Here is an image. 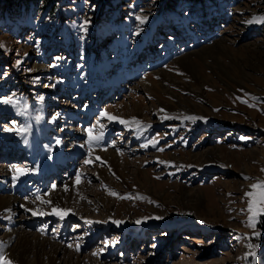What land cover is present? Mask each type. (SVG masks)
<instances>
[{
	"label": "rangeland",
	"instance_id": "374dc122",
	"mask_svg": "<svg viewBox=\"0 0 264 264\" xmlns=\"http://www.w3.org/2000/svg\"><path fill=\"white\" fill-rule=\"evenodd\" d=\"M18 1L0 7V195L20 199L0 239L61 246L58 264H264V0Z\"/></svg>",
	"mask_w": 264,
	"mask_h": 264
},
{
	"label": "bare ground",
	"instance_id": "6f19581e",
	"mask_svg": "<svg viewBox=\"0 0 264 264\" xmlns=\"http://www.w3.org/2000/svg\"><path fill=\"white\" fill-rule=\"evenodd\" d=\"M200 51L198 52L197 56H198V59H202V60H205V58H207L208 56H213L214 57L217 54V52H218L213 47L212 48H206V49L203 50V52H200ZM175 62H178L181 67L187 69L189 71V73H191L192 75L197 76L195 74V60L191 59L190 56H183V57L177 59ZM225 74H227V76L230 79L232 78V75H231V73L228 70L226 71ZM164 79H166V77L162 76V79L160 81H163ZM144 83H146L147 87H149V88L161 85V84H158L157 81H154V80H151V79L149 80L148 78H147L146 81H144ZM45 140H47V139H45ZM31 141L32 140H29V142H31ZM36 143L37 142H33L32 141L31 145H35ZM73 152H75V151H72L71 153H73ZM221 152L223 153L225 151L221 149ZM62 154H63V152L60 151L59 152V156L61 157V159H60L59 162H61V163L68 162V160L71 157H66L65 160H64V157H63V161H62ZM64 154H66V153H64ZM111 156H113V155H111ZM106 157H108V156H106ZM73 158H74V155H73L72 159ZM109 160L110 159H108V161ZM113 165H114V163H113ZM4 172H7V171L6 170H2V171L0 170V177H2ZM100 172L102 174L104 173L103 170H100ZM69 184L70 185L67 184L66 186H64V188L60 191V193L58 195H55V197L51 201L52 205H54L55 202L60 205L59 196L60 195L66 196L65 193H70L71 192V187H72L71 185L72 184L71 183H69ZM19 200L17 198L13 197V196H4V195L1 196L0 195V220L7 221V219L13 214V212H12L13 211V205L16 204V203L19 204ZM70 200H73V198L70 199ZM24 204L25 203H22L23 206H24ZM61 207H63V206H61ZM111 208L112 207L106 208V209H107L108 212H110ZM204 219L205 220H209L208 218H204ZM201 221H203V219L197 217V215H196V217L192 218V220L190 221V224L191 225H202ZM17 233H20L19 235H17V238H15L14 232H10L9 231V232H7L4 235L3 239H0V252L2 250L7 251V250L10 249V254L12 255L13 260L16 261V262H20L22 264H28V262H27L28 257L33 255L34 258L32 260V263H29V264H45V263L58 264L57 263L58 262V256L60 254L61 255L62 254L66 255V253H67V250L65 248H63L61 246H58V245L56 246V245H53V244H50V243L48 244V242L46 240L41 242L40 240H38V238L36 236L31 237L32 235L30 236V235H28V234H26L24 232H17ZM33 240L36 241L35 245L32 244ZM11 242H13V245L10 247V243ZM48 246L52 247L51 251H48L46 249ZM44 256H46V257L48 256L49 259L45 261L44 258H43ZM70 262H72V260H70V261L66 260V264H71ZM74 264H78V262L75 261Z\"/></svg>",
	"mask_w": 264,
	"mask_h": 264
},
{
	"label": "snow or ice",
	"instance_id": "6c2138e0",
	"mask_svg": "<svg viewBox=\"0 0 264 264\" xmlns=\"http://www.w3.org/2000/svg\"><path fill=\"white\" fill-rule=\"evenodd\" d=\"M141 22H143V20L141 21ZM258 22H260V23H264V18H261ZM0 103H8V104H12V103H14V101H12L11 99H4V98H0ZM102 116H108V114L105 112V113H102ZM109 119H111V120H115V119H117L116 117H111V116H109L108 117ZM165 118H167V117H165ZM189 119H195L194 117H189ZM121 123H126L125 121H123V120H121L120 121ZM138 123V122H137ZM5 131H10L11 129H4ZM21 131H27V129H22ZM89 135L91 136L92 135V133H91V131H89ZM96 139H99V137H96ZM153 146H155V142L153 143ZM145 147H147V145H145ZM161 150H163V149H161ZM86 163H87V161H86ZM77 182H79V177H77ZM53 187H55V186H53ZM253 189H259V193H258V195H259V200H258V203L259 204H261V205H264V182H260L259 184H253L252 186H251ZM111 195H114V196H117L118 194L117 193H115V192H112V193H110ZM248 196H254V193H252V192H249L248 194H247ZM121 198H131V197H121ZM254 202H256V201H254ZM250 211H252V208L250 207V209H249ZM259 211L260 212H262V213H264V207H261L260 209H259ZM55 214L56 215H60L61 216V218H63V215L65 214V213H63V212H55ZM146 219H148V218H146ZM154 219H157V220H159V219H162V217H155ZM114 223H116L117 225H119L120 223H122V221H113ZM144 222V220H138V221H136V223H143ZM201 223H203V221H201ZM113 244L115 243L114 241L112 242ZM153 246H155V245H153ZM0 261H2V264H10V262L9 261H6V260H3L2 259V257H0Z\"/></svg>",
	"mask_w": 264,
	"mask_h": 264
},
{
	"label": "trees",
	"instance_id": "16d2710c",
	"mask_svg": "<svg viewBox=\"0 0 264 264\" xmlns=\"http://www.w3.org/2000/svg\"><path fill=\"white\" fill-rule=\"evenodd\" d=\"M12 1H18V0H0V7L3 3H8V2H12ZM40 1H45V3L47 4L48 2H51L52 0H35L36 3H40ZM109 1V0H107ZM198 2V1H202L201 3H204L205 0H182V1H179V0H175V3L178 5V2L181 3V2H185L186 3V6L189 5V3L191 2ZM24 4V6H27V3L26 1H22ZM30 2H33V1H30ZM34 3V2H33ZM21 4V5H20ZM105 4V3H104ZM18 5L22 6V3L21 1H18ZM2 8H0V11H1ZM200 24H203L202 21L200 22Z\"/></svg>",
	"mask_w": 264,
	"mask_h": 264
}]
</instances>
